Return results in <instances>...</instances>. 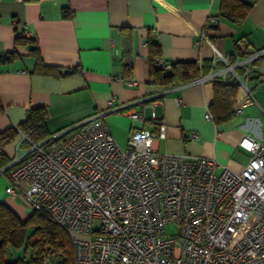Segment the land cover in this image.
I'll list each match as a JSON object with an SVG mask.
<instances>
[{
	"label": "crops",
	"instance_id": "crops-1",
	"mask_svg": "<svg viewBox=\"0 0 264 264\" xmlns=\"http://www.w3.org/2000/svg\"><path fill=\"white\" fill-rule=\"evenodd\" d=\"M220 2L0 0V57L16 52L13 61H0V133L17 128L34 108L47 111L51 133L105 112L115 141L127 147L132 132L142 127L130 114L144 108L146 128L156 127L150 118L153 110L167 126L166 140L154 142L158 153L214 159L220 165L217 175L224 167L240 173L250 158L240 142L245 137L264 139V57L247 78L251 96L244 98L238 86L234 103L241 99L242 113L220 124L205 119L206 113L212 115L214 81L198 79L165 89L151 77L150 42L160 50L157 65L195 62L210 65V73L216 51L235 63L243 54L264 48V0L240 22L221 17ZM64 10H70L69 17ZM211 17L218 23L208 24ZM16 32L30 34L27 39L36 42L46 65L75 72L59 78L34 73L33 45H20ZM126 63L132 65L131 75ZM131 81L135 84L129 86ZM16 141L6 148L10 157H15ZM7 187L1 179L0 202L18 216L23 207L31 215L23 199L8 194Z\"/></svg>",
	"mask_w": 264,
	"mask_h": 264
},
{
	"label": "built area",
	"instance_id": "built-area-1",
	"mask_svg": "<svg viewBox=\"0 0 264 264\" xmlns=\"http://www.w3.org/2000/svg\"><path fill=\"white\" fill-rule=\"evenodd\" d=\"M262 57L264 48L231 63L216 51L213 72L200 80L231 81L250 97L247 78ZM240 102L235 114L242 113ZM105 115L32 144L0 170L8 194L32 212H48L71 234L74 264H264V139L245 137L240 146L250 154L247 165L217 175L214 159L158 153L154 142L166 140L167 126L154 110V129L145 127L146 109L130 114L142 127L125 149ZM205 119L211 121V113Z\"/></svg>",
	"mask_w": 264,
	"mask_h": 264
},
{
	"label": "trees",
	"instance_id": "trees-1",
	"mask_svg": "<svg viewBox=\"0 0 264 264\" xmlns=\"http://www.w3.org/2000/svg\"><path fill=\"white\" fill-rule=\"evenodd\" d=\"M258 0H221L220 15L226 20L240 22L247 17L250 10ZM70 16V10H64V17ZM20 45L31 44L30 53L36 58L34 73L42 76L59 78L71 72H61L59 68L46 65L39 53L35 41L26 37L17 38ZM152 49L151 77L154 84L172 89L191 83L210 73V65L198 66L195 62H176L170 69L157 65L156 57H159L158 45L150 42ZM16 52L8 53L0 57L1 62H10L15 58ZM247 54H243L245 56ZM156 60V61H155ZM124 68L130 75L132 65L124 64ZM214 83L215 97L210 106L212 120L217 124L228 121L234 114L233 105L236 99L238 85L222 80ZM48 113L43 108L31 109L26 120L17 128L8 129L0 133V170L6 168L14 159L6 153V148L12 143L20 142L22 135L26 140L21 146L26 149L32 144H40L52 134L47 126ZM32 231L29 234V231ZM10 246L16 250L25 246L30 250V260L18 259L6 260V248ZM75 252L71 240V234L58 226L46 211L32 212L26 219H21L10 207L0 202V264H45L47 260L56 264H74Z\"/></svg>",
	"mask_w": 264,
	"mask_h": 264
},
{
	"label": "rangeland",
	"instance_id": "rangeland-1",
	"mask_svg": "<svg viewBox=\"0 0 264 264\" xmlns=\"http://www.w3.org/2000/svg\"><path fill=\"white\" fill-rule=\"evenodd\" d=\"M119 147L121 148V149H125L126 147L124 146V145H122V144H119ZM26 151V148L25 147H22L21 145H19L18 147H17V150H16V152H15V157H17V156H20L23 152H25ZM1 179H5L6 180V178L4 177V176H1L0 177V180ZM24 207H23V209L21 208V212H20V214H19V217L21 218V219H25V217L27 216V215H29L28 213L26 214V212L24 211ZM167 231L169 232V231H172V229L171 228H168L167 229ZM31 230L29 231V234H31ZM26 247L27 246H25L24 248H22V249H18V250H16V249H14V248H12V247H10V246H8L7 248H6V251H5V254H6V260L7 261H15V260H18V259H26V260H30V250L28 249H26ZM57 263V261H55V262H51L50 260H47L46 261V263L45 264H56Z\"/></svg>",
	"mask_w": 264,
	"mask_h": 264
}]
</instances>
